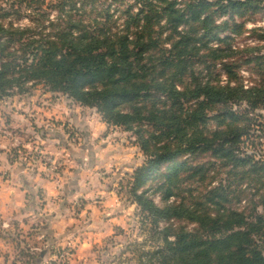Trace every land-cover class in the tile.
Wrapping results in <instances>:
<instances>
[{
	"label": "trees",
	"instance_id": "obj_1",
	"mask_svg": "<svg viewBox=\"0 0 264 264\" xmlns=\"http://www.w3.org/2000/svg\"><path fill=\"white\" fill-rule=\"evenodd\" d=\"M58 1L60 23H50L47 34L0 22V98L30 82L44 84L97 109L108 124L139 129L149 158L137 171L131 192L152 224H170L163 232L164 247L148 264H264V216L257 204L249 214L230 207L228 187L210 190L207 203H188L169 202L178 197L177 186L161 184L163 207L147 191L139 194L164 165L201 151L211 152L232 173L239 175L248 166L252 173H264V164L242 149L248 131L240 129V122L247 115L228 111L217 118L225 128L207 135L210 108L246 103L256 111L264 106V84L243 85L233 62L234 39L221 37L228 22L216 24L219 12V17L241 15L244 9L257 10L264 0H135L117 10L118 18L112 0ZM121 19H126L123 25ZM45 22L41 18L40 24ZM240 30L236 26L232 34ZM17 44L19 51L11 52ZM219 67L226 71L227 85L216 76ZM145 128L153 129L149 136ZM186 167L170 168L168 180L180 179ZM172 222L195 229L176 230Z\"/></svg>",
	"mask_w": 264,
	"mask_h": 264
},
{
	"label": "rangeland",
	"instance_id": "obj_2",
	"mask_svg": "<svg viewBox=\"0 0 264 264\" xmlns=\"http://www.w3.org/2000/svg\"><path fill=\"white\" fill-rule=\"evenodd\" d=\"M119 1L125 4L111 1L116 18L121 17L117 10L135 5V0ZM57 4L58 0H0V22L6 26L36 28L38 35L41 31L47 34L53 29L50 23L58 24L60 20ZM218 8L213 7L212 12ZM133 11L137 12L138 8L134 7ZM219 16L220 12L216 15L217 25L225 22L229 25L221 37L234 39L237 55L233 62L238 66L241 82L246 88L264 84V3L257 10L244 9L241 15ZM41 18L46 20L43 25ZM125 20L121 19L120 25ZM236 26L241 30L233 35ZM5 40L3 37L2 41ZM19 49L17 44L10 51ZM225 72L220 67L216 72L221 85L228 83ZM228 111L247 115L240 122V129L248 131L242 139V149L262 166L264 106L256 111L246 103L210 108L207 135L221 126L223 119L217 118ZM19 116L27 118V122L17 121ZM8 119L11 125L14 123L12 127L1 125V122L7 124ZM138 130L108 124L97 109L82 106L63 93L52 92L44 84L30 82L22 90L14 89L9 96L0 98V135L12 145L13 164L53 183L60 195L50 201L54 205L50 214L54 218L63 214L67 219L65 241L55 239L56 242L45 246L26 242L21 264H34L33 258L41 260V264H148L155 258L164 247L163 232L170 224H152L149 214L135 203L131 192L137 171L149 158L142 150L143 139L136 134ZM145 131L144 135L149 136L153 129L145 128ZM178 164L187 165L180 179L168 180L170 168ZM250 168H243L238 175L211 152L186 154L164 165L139 194L147 191L163 207L165 200L159 187L171 183L177 186L178 197H171L169 202L185 199L188 203H207L204 201L210 190L223 186L228 187L229 206L234 210L249 214L257 204L258 213L264 216V173H252ZM44 191L41 188L36 191V200L42 207L48 204ZM172 224L176 230L180 226L195 229V225L187 222ZM36 246L38 250L32 253L31 247Z\"/></svg>",
	"mask_w": 264,
	"mask_h": 264
},
{
	"label": "crops",
	"instance_id": "obj_3",
	"mask_svg": "<svg viewBox=\"0 0 264 264\" xmlns=\"http://www.w3.org/2000/svg\"><path fill=\"white\" fill-rule=\"evenodd\" d=\"M19 117L17 121L27 122V118ZM1 125L12 127L14 123L11 125L8 119L7 124L1 122ZM6 140L0 135V264H21L26 242L45 246L56 242L55 239L65 241L67 219L63 214L55 218L50 214L54 206L50 201L60 191L51 181L34 177L29 170L13 164L12 145ZM36 185L45 190L48 204L43 207L36 200ZM38 248L31 247L30 251L34 253ZM33 259L34 264H41V260Z\"/></svg>",
	"mask_w": 264,
	"mask_h": 264
}]
</instances>
